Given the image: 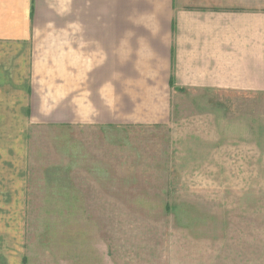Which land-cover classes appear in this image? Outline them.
Returning a JSON list of instances; mask_svg holds the SVG:
<instances>
[{
	"label": "rangeland",
	"instance_id": "obj_1",
	"mask_svg": "<svg viewBox=\"0 0 264 264\" xmlns=\"http://www.w3.org/2000/svg\"><path fill=\"white\" fill-rule=\"evenodd\" d=\"M196 93L167 123L76 135L77 158L31 136L17 264H264V92Z\"/></svg>",
	"mask_w": 264,
	"mask_h": 264
},
{
	"label": "crops",
	"instance_id": "obj_2",
	"mask_svg": "<svg viewBox=\"0 0 264 264\" xmlns=\"http://www.w3.org/2000/svg\"><path fill=\"white\" fill-rule=\"evenodd\" d=\"M228 3L0 0V264L19 262L31 136L73 159L76 135L167 123L184 93L264 92V16Z\"/></svg>",
	"mask_w": 264,
	"mask_h": 264
}]
</instances>
